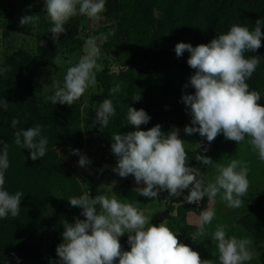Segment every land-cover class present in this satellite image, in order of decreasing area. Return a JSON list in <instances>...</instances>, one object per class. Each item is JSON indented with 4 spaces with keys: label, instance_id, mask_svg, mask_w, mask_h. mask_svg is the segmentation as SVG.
<instances>
[{
    "label": "clouds",
    "instance_id": "1",
    "mask_svg": "<svg viewBox=\"0 0 264 264\" xmlns=\"http://www.w3.org/2000/svg\"><path fill=\"white\" fill-rule=\"evenodd\" d=\"M43 3V12L52 22L49 33L55 39L66 31L64 25L71 17L83 13L97 19L105 9V0H43ZM35 19V14L26 13L19 23H33ZM262 26L264 17L258 18L251 29L234 23L206 44L193 46L190 42H177L173 49L177 57L187 51L186 62L195 70L184 85L193 88L194 92L181 95L185 111L190 114V124L184 126V133H198L208 142L219 133L238 144L248 138L260 161H264V106L257 103L261 93L249 90L246 83L260 61L257 55L246 57L244 53L261 47ZM112 34L111 30L87 34L82 54L67 66L63 83L56 85L45 99L52 104L58 101L71 104L86 87L94 85L96 72L100 70L97 58L101 45ZM5 71L0 67V74ZM120 87L117 84L110 91L119 92ZM138 98L133 96V100ZM7 106L8 102L0 98V107L6 109ZM115 114L112 100L106 98L95 109L94 122L105 127ZM150 119L143 108L128 107L127 122L135 126V130L112 134L110 150L116 157L113 172L122 178L131 174L138 185L136 191L146 198H155L166 190L169 196H182L184 202L191 204L205 196L212 201L219 193L228 207L241 206V197L249 184L245 165L238 159H231L226 165L216 164L211 157L198 154L196 160L204 165L215 164L217 168L214 180L207 181L200 168L189 165L179 129L172 126L169 131H162L159 123L147 130L139 127ZM18 122L13 118L11 126L15 128ZM14 137V143L21 149H28V157L33 161L45 155L48 138L42 135V125L17 129ZM70 150L79 156L77 163L80 166L90 162L79 149ZM201 150L206 152L207 148ZM8 167V143L0 141V219L17 216L24 195L19 190L9 192L5 187ZM185 189L188 190L186 194ZM67 201L69 205L79 207L84 218L74 217L71 223L61 221L64 230L62 242L55 249L57 259L49 258L48 264H212L209 259L202 260L198 251L178 242L174 231L164 222L151 224L150 217L142 210L133 203L121 202L115 194L109 196L103 191L93 197L84 191ZM214 217L212 207L199 213L197 232L191 236L193 241L204 235L205 226ZM124 233H128L129 250H122L118 239ZM211 239L216 244L220 264H244L253 257L252 241L247 237L228 236L224 225L216 227ZM16 259L19 261V257ZM3 264L8 261L4 260Z\"/></svg>",
    "mask_w": 264,
    "mask_h": 264
},
{
    "label": "trees",
    "instance_id": "2",
    "mask_svg": "<svg viewBox=\"0 0 264 264\" xmlns=\"http://www.w3.org/2000/svg\"><path fill=\"white\" fill-rule=\"evenodd\" d=\"M43 9L34 0H19L16 6L9 4L0 16V28L33 38L35 51L41 59L78 51L82 45V39L78 37L79 14L65 23L66 31L59 34L60 40L48 45L52 22ZM26 13L35 14L36 19L33 23L20 25L19 19ZM103 15L112 23L96 33L109 30L113 33L103 47L117 50L127 61L122 72L108 69L96 72L100 89L90 96V101L98 108L109 98L116 109L115 116L105 127L94 122L95 111L83 119L76 103L44 101L39 79L32 80L28 75L35 60L33 56L17 53L2 65L6 71L0 74V98L8 102L6 109L0 107V141L8 143L5 187L9 192L19 190L24 195L18 215L0 219V264L4 260L8 264H48L41 250L48 212L53 208L65 210L69 206L67 199L82 193L80 182L57 154L56 148L81 149L85 137H96L104 149L113 154L110 150L112 134L135 130V126L127 122L129 106L143 108L150 115L149 122L139 126L141 129L147 130L159 123L162 131L176 126L180 132L189 115L181 95L194 92L193 88L184 85L195 70L186 62L187 51L177 57L174 45L177 42H190L193 46L206 44L234 23L251 29L258 18L264 17V0H118ZM202 18L219 27L207 31L197 24ZM261 31L264 32V26ZM244 55H257L260 61L246 83L249 90L263 94L264 36L261 47L246 51ZM117 84L121 86L120 91L111 92ZM133 96L139 98L133 100ZM13 118L19 121L15 128L11 126ZM35 124L42 125V135L47 136L48 144L45 155L33 161L28 157V149H21L14 143V132ZM205 147L206 152L201 150ZM185 151L189 165L200 168L203 174L208 165L196 160V156H209L211 142L204 140L199 148ZM187 191L185 189L184 193ZM111 193L135 203L154 199L139 195L128 180L112 185ZM158 198L164 201L165 210L160 220L154 219L151 223L166 220L178 242L190 246L191 236L197 228L187 222V214L199 215L206 209L207 196L189 204L182 196H169L165 190ZM247 202V210L238 218V224L250 236L253 249L261 251L264 250V193L249 197Z\"/></svg>",
    "mask_w": 264,
    "mask_h": 264
},
{
    "label": "rangeland",
    "instance_id": "3",
    "mask_svg": "<svg viewBox=\"0 0 264 264\" xmlns=\"http://www.w3.org/2000/svg\"><path fill=\"white\" fill-rule=\"evenodd\" d=\"M35 3L44 7L43 0H34ZM118 0H105V9H109ZM19 0H0V16L4 14L6 7L9 4L17 5ZM103 11V12H104ZM103 12L97 19H93L83 13H79L80 25L78 28V37L82 39V45L80 49L74 53L66 54L64 56H50L43 59L39 58L35 51V42L31 37L23 36L18 33H14L4 28H0V67L13 59L17 53H23L31 55L35 58L34 63L31 65L28 75L32 80L39 79L42 85V99L53 93L56 85L63 83V77L65 70L69 64L77 61L79 56L84 50L85 36L89 33H96L102 29L105 25L112 23L108 20ZM197 24L204 26L207 31L218 28L219 25L213 22H209L200 19ZM60 40V35L55 39L49 38L47 44H54ZM126 59L115 50H107L101 45L100 55L97 58V63L100 65V70L108 69L111 72H122L125 70ZM41 75L39 76V74ZM100 89L99 84L89 85L75 98L73 103L79 105L82 118L88 117L95 111L97 105L90 101V96ZM262 97L257 101L258 104L264 106V93ZM186 124H190V114L187 116L186 122L179 132V136L185 141V149L192 150L197 147V143H201L206 140L198 133L186 135L183 128ZM71 148L59 147L56 148L57 154L62 158L70 172L78 179L82 186V192L87 191L90 196H96L102 194L103 191L106 195H113L111 193V187L114 184L121 183L124 180H128L131 186L135 189L138 185L135 183L131 174L127 177H120L117 173L112 171L113 166L116 164L115 155L107 152L99 138L85 137L83 147L79 149L80 154L87 156L89 163L86 166H80L77 161L79 156L73 153ZM212 161L216 164L226 165L231 159H238L243 165L248 168L247 179L249 181L247 192L241 197L242 204L238 208H230L226 205V202L221 199L218 193L214 200L208 202V207L215 209V217L210 224L205 226L204 235L198 236L197 241H193L190 247L196 250L200 254L202 260L209 259L212 264H220L218 260V250L215 242L211 239V234L215 231L218 225H224L226 234L228 236H235L238 239L247 237L251 240L248 233L238 224V218L243 215L248 206L247 199L252 196H256L264 193V161H260L258 154L252 150L251 145L248 143V138L239 144L236 141L226 139L222 133H219L211 141L210 155ZM217 174V168L215 164H210L203 173L204 178L207 181L214 180ZM136 190V189H135ZM121 202H130L123 198H118ZM133 203L138 209L142 210L145 215L150 217V223L154 219H161L165 210L164 201L155 197L151 202ZM99 207V206H97ZM207 207V208H208ZM83 219L81 216V209L77 206L69 205L65 210L53 208L49 210L45 231L42 241V253L45 260L52 258L54 261L57 259L55 252L56 246L62 242L63 224L62 220L73 222V218ZM198 215L191 212L187 214V222L196 226ZM166 220H161L158 225ZM197 228V226H196ZM197 232V231H196ZM128 233L122 234L118 239L122 250H129L130 245L127 243ZM252 241V240H251ZM52 246H55L54 251ZM253 257L250 261L244 262V264H264V250L255 251L250 245ZM118 260V257L115 258Z\"/></svg>",
    "mask_w": 264,
    "mask_h": 264
}]
</instances>
